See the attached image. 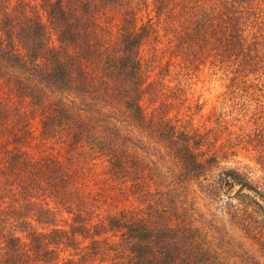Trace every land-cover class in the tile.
Returning a JSON list of instances; mask_svg holds the SVG:
<instances>
[{
  "label": "trees",
  "instance_id": "16d2710c",
  "mask_svg": "<svg viewBox=\"0 0 264 264\" xmlns=\"http://www.w3.org/2000/svg\"><path fill=\"white\" fill-rule=\"evenodd\" d=\"M206 52L241 110L264 73V0H0V264H264L239 241L213 248L207 219L180 197L225 196L264 256V186L221 164L229 122L201 128L180 113L192 108L180 83ZM36 138L48 145L38 154ZM251 140L263 166L264 118Z\"/></svg>",
  "mask_w": 264,
  "mask_h": 264
},
{
  "label": "rangeland",
  "instance_id": "374dc122",
  "mask_svg": "<svg viewBox=\"0 0 264 264\" xmlns=\"http://www.w3.org/2000/svg\"><path fill=\"white\" fill-rule=\"evenodd\" d=\"M114 14V12H110ZM145 15V14H144ZM111 28V27H110ZM112 30H114L112 28ZM98 30V37H101V42L107 44L108 39L104 38V35ZM109 34H105L108 37ZM173 41L165 38L161 40V43L157 44L158 50L164 49L165 47L171 46ZM147 50L149 49L146 47ZM215 55L212 56L211 52H206V56L203 57L204 64L197 72H192L189 77H183L180 83V87L183 88V95L180 96L182 100L185 98L187 102L184 105H192L191 109H187L182 106L180 113L186 114L191 120L193 126L205 127V128H215L217 118H223L227 120L230 124L229 131L224 130L218 135L217 145L225 144L227 151H229L228 156L225 161L221 164H226L230 167H239L241 170L247 172L250 177L256 179L258 185L264 186V165L259 164V153L254 145V141L251 139L255 136V131L257 125L262 122L264 118V73L257 74V79H259V85L257 89L254 88V95L251 98L245 99L244 106H241V110L235 111L234 107L232 109V101L230 99H225L223 93L227 90L226 84L227 80L224 79L222 75V70L213 67L211 61L215 62ZM167 54L164 56V60L161 65H154L153 73H157L164 66L167 60ZM175 70L171 68L170 75L165 76L164 82V92L170 93L169 100L175 103L173 106L172 113H175L178 108L177 94H175L176 80L174 77ZM162 73L167 74L166 70H162ZM261 83V84H260ZM7 85L5 89H7ZM162 90V91H163ZM262 94V97L259 95ZM2 93L0 91V99ZM175 97V98H174ZM242 99V98H240ZM239 101V100H238ZM242 102V100H240ZM202 103V108L200 112L194 108L195 104ZM262 115V117H260ZM234 117V119H233ZM223 127V125H222ZM32 129L35 136H39L38 123L37 120H32ZM46 144H43L39 138H36L29 150L31 153L38 154L44 149H47ZM159 159L161 165H158L161 171L159 180L165 185H171L173 177L171 174L172 165H166L164 161ZM167 160L166 158L164 159ZM168 161V160H167ZM90 164L92 170L96 171L99 177L103 176V172L106 169V162L99 158L91 159ZM180 197L191 198L194 201V205L197 207L198 211L203 214L207 219L208 224L204 227V237L208 243L212 245L213 248H217L218 251H227L233 245L234 242L239 241L244 244L248 249L253 251L258 258L264 263V256L258 249V244L247 237L244 227L250 224L249 218L244 216H239V213L235 215L233 208H224L227 202L226 197L223 196L222 199L212 200L211 198H206L199 191L196 193H180ZM226 200V201H225ZM129 204V203H127Z\"/></svg>",
  "mask_w": 264,
  "mask_h": 264
}]
</instances>
